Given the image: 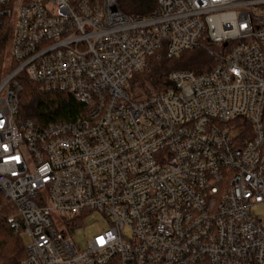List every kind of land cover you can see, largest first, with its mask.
<instances>
[{"label": "built area", "instance_id": "obj_1", "mask_svg": "<svg viewBox=\"0 0 264 264\" xmlns=\"http://www.w3.org/2000/svg\"><path fill=\"white\" fill-rule=\"evenodd\" d=\"M156 2L142 16L119 0H0V195L30 239L18 264H264V0ZM202 38L212 70L130 96L151 55ZM25 79L83 114L24 118ZM96 211L110 227L80 249Z\"/></svg>", "mask_w": 264, "mask_h": 264}, {"label": "trees", "instance_id": "obj_2", "mask_svg": "<svg viewBox=\"0 0 264 264\" xmlns=\"http://www.w3.org/2000/svg\"><path fill=\"white\" fill-rule=\"evenodd\" d=\"M156 0H119V7L127 14L146 16L156 7ZM218 46L202 38L198 47L171 56L159 50L149 58L146 70L133 76L129 94L140 100L171 87L169 75L174 70H189L197 74L209 72L218 63ZM143 95V96H142ZM21 114L24 118L42 123L73 121L83 114V104L62 91H41L25 79L20 94ZM15 213L12 203L0 195V264H18L26 254L21 234L15 233L10 218Z\"/></svg>", "mask_w": 264, "mask_h": 264}, {"label": "rangeland", "instance_id": "obj_3", "mask_svg": "<svg viewBox=\"0 0 264 264\" xmlns=\"http://www.w3.org/2000/svg\"><path fill=\"white\" fill-rule=\"evenodd\" d=\"M4 56L7 57L6 62L8 63L9 58H11V52L8 45L4 50ZM253 214L261 218H264V203L257 205L256 208L253 210ZM109 227H110V223L107 217H105V215H103L99 211L93 212L92 214H89L86 217L83 225L78 227L73 232V236H72L73 241L80 249H86L87 243L92 238V236H94L99 232H102L103 230ZM22 238L25 244L29 243L30 239L27 234L25 233L22 234Z\"/></svg>", "mask_w": 264, "mask_h": 264}]
</instances>
